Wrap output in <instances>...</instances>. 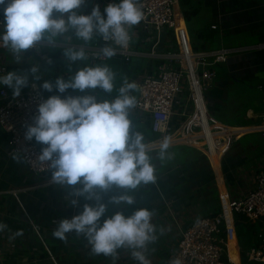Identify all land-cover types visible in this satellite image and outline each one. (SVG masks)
<instances>
[{"label": "clouds", "instance_id": "obj_1", "mask_svg": "<svg viewBox=\"0 0 264 264\" xmlns=\"http://www.w3.org/2000/svg\"><path fill=\"white\" fill-rule=\"evenodd\" d=\"M89 2L0 0V49L16 63L28 50L63 42L65 59L80 65L54 81L42 80L36 64L26 71H2L0 87L11 89L14 98L30 81L35 90L34 82L42 80L39 88L49 93L99 89L94 95L48 96L37 104L33 123L25 127V140L42 146L38 158L47 166L50 183L70 189L68 203L73 207L81 197L92 202L84 203L71 218L54 222L51 234L60 241L70 233L83 237L93 255L111 257L114 264L122 249L134 264H151L149 245L163 231L154 223L153 210L140 206L126 213L123 209L136 205L137 189L156 182L154 160L171 159L173 140L165 134L155 146L146 141L133 119L138 84L118 76L109 63L129 47L131 32L145 19V11L141 0H108L102 8L93 2L87 14L80 13ZM90 46H97L95 60L88 55ZM14 158L20 159V153ZM113 189L119 194L104 202L101 194ZM109 204L120 210L105 216ZM7 231L8 225L0 221V233ZM22 234L17 229L13 236Z\"/></svg>", "mask_w": 264, "mask_h": 264}, {"label": "crops", "instance_id": "obj_2", "mask_svg": "<svg viewBox=\"0 0 264 264\" xmlns=\"http://www.w3.org/2000/svg\"><path fill=\"white\" fill-rule=\"evenodd\" d=\"M186 1L189 7L187 13L192 15V19L184 18V22L192 48L194 40L195 45L197 46L198 43L201 47L200 51L245 48L230 56V61L227 63L219 62L214 66L217 76L210 88L216 102L219 101L221 105L226 104L228 111H235L240 104L236 99L238 94H234L230 99L225 91L228 86L232 87L234 83L245 79L242 76L243 70L254 71L253 77L261 71V69L253 70L251 67L254 65L246 67V64L240 61L250 50H256L254 51L258 53L256 57L264 60V50L252 48L264 43V3L261 0ZM93 2L95 1L90 0L87 4L92 5ZM179 8L184 14L180 4ZM253 38L259 39L258 42L245 43ZM58 43L54 48L63 49ZM172 44L175 45V41H172ZM167 45L169 44L165 43L163 49H166ZM29 52L31 51L25 52L20 63H16L6 50L0 49V56L4 55L8 71H26L36 64L43 73L42 80L53 81L54 74L47 70L49 63L42 65L38 58ZM235 56L239 58L235 59ZM141 59L144 60L143 70L128 77L137 84L145 71L149 72L152 67L159 65L158 61ZM63 60L71 68L65 70L64 74L76 71L79 62L69 63L65 57ZM220 65H224L225 76L218 75L216 66ZM118 76L123 75L118 74ZM42 80L37 83L40 84ZM232 90H236V87L234 86ZM70 91L73 96L94 95L99 89H86L84 92L70 89ZM54 92L47 94L55 95ZM136 95L138 96V91ZM179 102L180 111L188 106L184 97ZM211 112L214 115V112ZM262 113H264V97L257 100L253 107H248L244 114L234 117L238 119L237 122L228 125L258 123ZM133 119L139 130L144 132L146 141L153 143L156 136L149 128L148 115L134 111ZM242 136L220 160L212 159V163L200 151L181 145L172 146L170 149L172 157L165 163L154 160L157 165L156 182L137 189L134 193L136 205L123 209L126 213L140 206L153 210L154 223L163 231L158 232L157 240L149 245L147 254L151 264H167L169 252L177 244L181 230L197 217L217 213L222 198L239 197L254 185L257 172L264 169V136L261 133L252 134L255 137L251 141L241 144L238 142ZM178 147L192 149V154L180 159ZM15 156L9 154L7 136L0 127V221L5 222L9 229L5 233H0V264H114L111 257L93 255L86 240L74 233H70L66 241L52 237L54 222L62 218H71L82 210L84 203L92 202L81 197L76 206H71L68 203L69 188L48 183L50 174L44 176L31 174L23 161L14 158ZM153 156L155 157V152ZM176 161L184 164L178 165ZM14 190H17V193ZM118 194L117 190H110L101 194L102 200L107 202L109 197ZM118 210L120 209L109 204L105 216H110ZM17 229H21L23 234L14 237L13 234ZM8 236L12 237L9 243L5 242ZM229 256L234 262L240 261L232 248H229ZM115 264H134V261L128 251L122 249Z\"/></svg>", "mask_w": 264, "mask_h": 264}, {"label": "built area", "instance_id": "obj_3", "mask_svg": "<svg viewBox=\"0 0 264 264\" xmlns=\"http://www.w3.org/2000/svg\"><path fill=\"white\" fill-rule=\"evenodd\" d=\"M261 1L264 3V0ZM107 2L100 0L101 8ZM141 4L145 19L132 30L129 47L119 51L116 57L126 62L135 57L162 61L141 77L138 83L139 103L134 110L149 117V128L156 136L150 144L155 146L161 136L167 134L171 136L173 146L196 149L212 163V159L220 160L240 136L253 132L264 136V113L258 123L228 125L214 117L204 96L216 79L214 66L245 48L195 51L187 35L179 0H141ZM89 11L88 4L79 9L83 14ZM172 41H175V45ZM165 43L169 45L163 49ZM58 46L64 47L61 42ZM45 47L48 46L29 50L42 65L50 61L44 52ZM252 48L264 50V43ZM96 51L97 46H90L88 55L93 60ZM2 71H8L4 55L0 56ZM32 83L15 98L11 89L0 88V127L7 136L9 154L19 152L20 159L31 174L44 176L50 173L38 158L41 147L34 140H25L24 132L26 125L33 123L37 104L50 95L40 89L37 82H34V90ZM54 93L73 96L70 89L64 94ZM182 97L188 106L180 111L178 105ZM241 128L247 130L242 132ZM14 192L17 193V190ZM235 215L262 226L256 233V243L245 251L244 262L241 248L235 242L240 260L238 264H264V169L257 172L254 185L243 195L222 198L217 213L197 217L181 230L177 244L169 252L167 264L174 259H179L180 264H235L229 256L228 246L231 236L237 240ZM10 240L12 237L8 236L5 242L9 243Z\"/></svg>", "mask_w": 264, "mask_h": 264}, {"label": "rangeland", "instance_id": "obj_4", "mask_svg": "<svg viewBox=\"0 0 264 264\" xmlns=\"http://www.w3.org/2000/svg\"><path fill=\"white\" fill-rule=\"evenodd\" d=\"M179 4L181 5V8H183L185 12L189 11L188 2L185 3L184 0H179ZM188 15H189L188 18L192 19V15L189 13H188ZM191 23H192V20L189 23L190 28H191ZM258 40L259 39H257V38H253V39H250L249 41H246L245 43H248V44L257 43ZM194 43H195V40H194ZM196 44H197V47L199 49H201V47H199L198 43H196ZM254 51H256V50H250L247 52V54H244L245 58H243V60L240 62L243 64H246V67H248L249 65H254V67H251V68H253V70L261 69V71H258L257 74H255V76L253 77L254 71L250 70V72L249 71L246 72V69L243 70L242 73H244V75H242V76L246 80L242 79V80L234 83V86L236 87L237 91L232 90V88L234 86H232V87L228 86L227 90L225 91L227 93L226 95L230 99L234 97V94H236V93L238 94V97L236 99L238 100L237 103H240V104L237 106L235 111H228L226 104L221 105L219 101L216 102V99L214 98V96H212V91L210 89L209 90L207 89V91L204 94V96L206 98L207 106L210 108L211 111L214 112V117H216L218 120L224 122L225 124H228V123L233 124V123L237 122L238 119H235L234 117H236L237 115L244 114L248 107H251V106L253 107L257 103V100L264 97V60H259L258 57H256L258 55V53H254ZM260 52H262V51H260ZM238 58H236V56H235V59H238ZM228 61H230V59L226 60V62H223V64L227 63ZM235 63H237V62H235ZM231 64H234V63H231ZM79 66L80 65H78V67ZM216 70H217L219 76H225L224 65L216 66ZM239 75H241V72H239ZM219 76H218V78H219ZM225 92H223V93H225ZM227 96H226V98H227ZM227 100H229V99H227ZM224 103H225V101H224ZM255 133L256 132L243 135L241 140L238 143L242 144L244 142L251 141L255 137V136H252V134H255ZM257 134H259V133H257Z\"/></svg>", "mask_w": 264, "mask_h": 264}, {"label": "trees", "instance_id": "obj_5", "mask_svg": "<svg viewBox=\"0 0 264 264\" xmlns=\"http://www.w3.org/2000/svg\"><path fill=\"white\" fill-rule=\"evenodd\" d=\"M185 3L188 2L184 0ZM94 3H97L100 5V0H95ZM92 5L88 4V8L91 9ZM184 18L186 20L188 19L189 15L187 12L184 11L183 14ZM193 49L196 51H200L202 49H199L195 43H193ZM44 52L49 56L51 63L48 64L47 70H50L51 73H53V81L55 78L60 74H64L65 70H69L71 68L70 65H66L65 61L63 60V49L60 48H54V47H45ZM32 53V52H29ZM34 54V53H32ZM113 69L117 72V74H122L123 76L130 77L135 74L140 73L143 70L144 66V60L141 58H132L130 61H125L123 58L115 57L112 61H110ZM162 63V61H158L157 64ZM58 70L60 72H58ZM37 82V81H36ZM4 88L8 87L3 86ZM43 90V89H42ZM46 94L49 93L45 90H43ZM54 91V89H53ZM55 94V93H54ZM38 144V143H37ZM40 147H42L40 144H38ZM178 153L180 154V159L185 157L186 155L192 154V149L186 148V147H178L177 149ZM179 160V159H177ZM178 165H183V162L176 161ZM162 163H165L163 161ZM234 224H235V230L237 234V240L238 244L241 248V258L242 261H245V251L248 250L250 247H252L256 243V233L258 232L259 228L262 227L259 223H250L247 221L243 216L241 215H235L234 216ZM250 264H261V263H250Z\"/></svg>", "mask_w": 264, "mask_h": 264}, {"label": "bare ground", "instance_id": "obj_6", "mask_svg": "<svg viewBox=\"0 0 264 264\" xmlns=\"http://www.w3.org/2000/svg\"><path fill=\"white\" fill-rule=\"evenodd\" d=\"M241 130H242V132H244V131H246L247 129L246 128H241ZM215 161V160H214ZM236 241H235V239H234V237L233 236H231L230 238H229V244H228V246H229V248H232L233 250H234V252L235 253H237V250H236V243H235ZM232 260V259H231ZM233 261V260H232ZM234 262V261H233ZM235 264H238V262H234Z\"/></svg>", "mask_w": 264, "mask_h": 264}]
</instances>
